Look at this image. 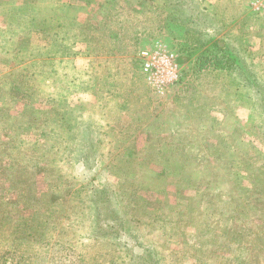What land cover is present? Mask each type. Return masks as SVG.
<instances>
[{
  "label": "rangeland",
  "instance_id": "obj_1",
  "mask_svg": "<svg viewBox=\"0 0 264 264\" xmlns=\"http://www.w3.org/2000/svg\"><path fill=\"white\" fill-rule=\"evenodd\" d=\"M0 0V264H132L86 236L108 187L160 264H264V121L217 43L264 81V0ZM177 56L164 95L140 52ZM239 50V56L237 50ZM98 132L92 170L70 155Z\"/></svg>",
  "mask_w": 264,
  "mask_h": 264
},
{
  "label": "trees",
  "instance_id": "obj_2",
  "mask_svg": "<svg viewBox=\"0 0 264 264\" xmlns=\"http://www.w3.org/2000/svg\"><path fill=\"white\" fill-rule=\"evenodd\" d=\"M183 0H173V6ZM219 43L210 50L209 59L205 63L216 64L217 68H230L240 85L250 91L253 109L259 119L264 121V81L258 76L255 67L248 59H229ZM237 50V49H236ZM239 56V50L237 54ZM77 132L72 136L70 155L76 163H82L86 172L92 170V166L99 157L98 132L93 126L80 121ZM88 196L89 209L91 210V225L87 237L104 239L114 243L119 248L131 253L132 264H160V255L157 249L146 244L141 234L131 226L120 208L116 195L108 188L90 183Z\"/></svg>",
  "mask_w": 264,
  "mask_h": 264
},
{
  "label": "built area",
  "instance_id": "obj_3",
  "mask_svg": "<svg viewBox=\"0 0 264 264\" xmlns=\"http://www.w3.org/2000/svg\"><path fill=\"white\" fill-rule=\"evenodd\" d=\"M140 59L145 80L157 94L164 95L179 81L178 58L165 43L156 40L145 46Z\"/></svg>",
  "mask_w": 264,
  "mask_h": 264
}]
</instances>
